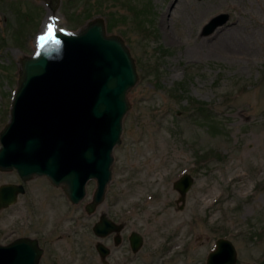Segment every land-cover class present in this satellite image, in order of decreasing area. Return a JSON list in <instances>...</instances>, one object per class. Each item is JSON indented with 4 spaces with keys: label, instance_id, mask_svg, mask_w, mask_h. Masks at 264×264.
<instances>
[{
    "label": "rangeland",
    "instance_id": "obj_1",
    "mask_svg": "<svg viewBox=\"0 0 264 264\" xmlns=\"http://www.w3.org/2000/svg\"><path fill=\"white\" fill-rule=\"evenodd\" d=\"M176 1L59 0L51 11L41 0H0V128L19 57L48 32L47 12L58 14L56 27L70 30L101 17L137 72L103 200L85 212L92 179L83 198L70 203L44 176L22 181L14 169L0 171V183L24 187L0 208V243L35 237L38 264H204L222 236L235 248V264H264V0H183L173 7ZM220 12L226 21L203 34L202 25ZM197 101L206 110H195ZM183 171L193 182L181 204L171 184ZM100 213L122 221L118 243L112 233H93ZM130 230L142 238L133 252ZM96 241L109 247L105 262Z\"/></svg>",
    "mask_w": 264,
    "mask_h": 264
},
{
    "label": "water",
    "instance_id": "obj_2",
    "mask_svg": "<svg viewBox=\"0 0 264 264\" xmlns=\"http://www.w3.org/2000/svg\"><path fill=\"white\" fill-rule=\"evenodd\" d=\"M42 1L51 11L59 3ZM227 18L225 12L212 15L202 33H210ZM43 37L32 54L19 57L8 119L0 128V170L14 169L22 181L44 176L73 203L83 198L86 181L93 179L91 197L84 204L90 213L103 200L110 179L111 151L120 141L121 118L129 105L126 92L137 78L134 60L122 38L105 31L99 16L79 29H55ZM192 182L186 171L172 181L181 204ZM23 190L22 183H0V208L13 203ZM120 228L121 222L105 213L91 226L100 237L113 232L114 242ZM128 240L136 251L142 238L131 230ZM94 247L103 260L108 248L101 241ZM41 252L35 237L18 236L0 243V264H38ZM235 262L232 242L216 238L205 264Z\"/></svg>",
    "mask_w": 264,
    "mask_h": 264
},
{
    "label": "trees",
    "instance_id": "obj_3",
    "mask_svg": "<svg viewBox=\"0 0 264 264\" xmlns=\"http://www.w3.org/2000/svg\"><path fill=\"white\" fill-rule=\"evenodd\" d=\"M97 1L100 2L101 0H97ZM82 13H83V16H82ZM89 14H90L89 11L86 9V11L85 10H82L80 16L82 18L84 17V19H85V18H88L89 17ZM76 17L77 18H75V16H72V17H70V20H78L79 17L78 16H76ZM110 17H111V14H110ZM109 20H110V18L108 17L107 22H106L107 27H109L111 25ZM70 29H73V28L70 27ZM196 104H197V106H195L196 107V108H194L195 110H197L199 112L200 111L203 112L204 110H206V107L203 105V103L201 101H197Z\"/></svg>",
    "mask_w": 264,
    "mask_h": 264
},
{
    "label": "bare ground",
    "instance_id": "obj_4",
    "mask_svg": "<svg viewBox=\"0 0 264 264\" xmlns=\"http://www.w3.org/2000/svg\"><path fill=\"white\" fill-rule=\"evenodd\" d=\"M182 3H183V0H177L176 3L173 4V7H176V6H179V5H183ZM183 6H184V5H183ZM46 17H47V19H46L47 22H48V23H51L52 28H55V27H54V23H55V22H52V21H54L53 19H57V18H58V14H56V12H54V13H49V12H47ZM45 26H46V25H45ZM46 30H47V29H46Z\"/></svg>",
    "mask_w": 264,
    "mask_h": 264
},
{
    "label": "flooded vegetation",
    "instance_id": "obj_5",
    "mask_svg": "<svg viewBox=\"0 0 264 264\" xmlns=\"http://www.w3.org/2000/svg\"><path fill=\"white\" fill-rule=\"evenodd\" d=\"M65 197H66V195H65ZM66 199L70 202V203H72L67 197H66ZM118 222H121V224H122V221H118ZM131 231V230H130ZM130 231H129V233H130ZM110 233H112V240H113V235H114V233L113 232H110ZM129 233L127 234V241H128V245H129V240H128V235H129ZM109 234V233H108ZM119 240L117 241V242H114V240H113V243L114 244H116V243H118L120 240H121V236H120V234H119ZM108 248V252H107V254L109 253V247H107ZM129 248H130V250H131V247H130V245H129ZM132 251V250H131ZM133 252V251H132ZM106 254V255H107ZM103 262H105V258L103 259Z\"/></svg>",
    "mask_w": 264,
    "mask_h": 264
},
{
    "label": "snow or ice",
    "instance_id": "obj_6",
    "mask_svg": "<svg viewBox=\"0 0 264 264\" xmlns=\"http://www.w3.org/2000/svg\"><path fill=\"white\" fill-rule=\"evenodd\" d=\"M52 31H53L52 25H49V26H48V32H47V35H48V36H51ZM41 39H44V37H41Z\"/></svg>",
    "mask_w": 264,
    "mask_h": 264
}]
</instances>
